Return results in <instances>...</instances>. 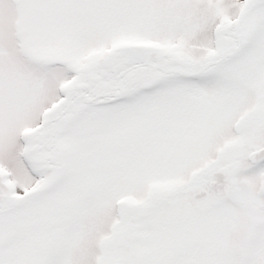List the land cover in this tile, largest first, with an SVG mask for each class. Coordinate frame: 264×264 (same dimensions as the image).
<instances>
[{
	"label": "snow or ice",
	"instance_id": "1",
	"mask_svg": "<svg viewBox=\"0 0 264 264\" xmlns=\"http://www.w3.org/2000/svg\"><path fill=\"white\" fill-rule=\"evenodd\" d=\"M0 264H264V0H0Z\"/></svg>",
	"mask_w": 264,
	"mask_h": 264
}]
</instances>
